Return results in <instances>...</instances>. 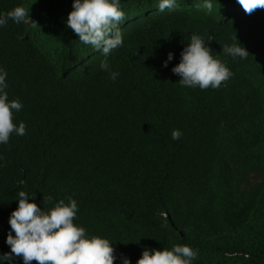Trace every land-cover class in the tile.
I'll use <instances>...</instances> for the list:
<instances>
[{"label":"trees","instance_id":"1","mask_svg":"<svg viewBox=\"0 0 264 264\" xmlns=\"http://www.w3.org/2000/svg\"><path fill=\"white\" fill-rule=\"evenodd\" d=\"M158 3L120 0L112 81L103 55L66 26L73 0H0V13L20 6L30 18L0 28L9 99L23 104L14 121L26 124L0 144V254L11 251L23 190L44 209L74 197V222L113 242L114 264L175 244L198 249L193 264H264V9L177 0L161 12ZM194 33L233 73L218 89L182 87L172 72ZM233 43L246 59L222 52Z\"/></svg>","mask_w":264,"mask_h":264},{"label":"clouds","instance_id":"2","mask_svg":"<svg viewBox=\"0 0 264 264\" xmlns=\"http://www.w3.org/2000/svg\"><path fill=\"white\" fill-rule=\"evenodd\" d=\"M237 2L247 14L264 9V0ZM176 4L177 0H159L158 9L161 12L172 10ZM201 6L211 12L212 0H202ZM28 16V12L20 6L0 13V28L5 27L9 20L16 24L30 23ZM125 19L120 0H73L66 20V26L82 44L91 46L103 55L100 68L109 73L112 81L117 80L119 73L110 70L108 57L124 44L120 26ZM210 40L194 33L183 48L180 62L172 68V72L180 77L182 87L218 89L233 76L229 67L214 56L212 49L206 45V41ZM222 52L240 59H246L249 55L240 43L223 45ZM173 56L172 52L168 53L164 67L168 66ZM7 76V71L0 67V144H8L12 135H26V124L21 121L17 125L14 121V114L22 110L23 104L19 99H9ZM181 135L179 130L174 129L171 138L178 140ZM17 200L18 207L9 216L10 231L5 241L11 251L0 254V264L4 261L13 264L14 258H22L23 264H32L33 260L37 264H114L118 259L112 241L99 235H89L83 225L74 222L78 218L79 206L71 195L54 202L47 209L37 205L35 194L23 190L18 192ZM50 202H53V197L49 196L47 201L44 199V204ZM197 257L198 249L187 244L162 249L146 247L136 264H193ZM119 259L120 264H132L126 256L121 255Z\"/></svg>","mask_w":264,"mask_h":264}]
</instances>
